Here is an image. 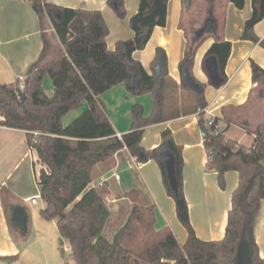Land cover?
Segmentation results:
<instances>
[{
	"label": "crops",
	"instance_id": "obj_1",
	"mask_svg": "<svg viewBox=\"0 0 264 264\" xmlns=\"http://www.w3.org/2000/svg\"><path fill=\"white\" fill-rule=\"evenodd\" d=\"M46 2L74 9L100 10L110 29L105 43L101 40L92 42L86 56L63 46L65 57L78 67L95 97L103 103L100 117L108 120L105 123L93 116L87 101L63 118L65 129L74 128V132L65 137L68 141L63 145L72 147V154L84 159L77 165L73 178L74 190H79L75 201L90 188L99 189L110 211L108 221L113 222L106 234L109 239L121 226L116 227V223H124L133 206L139 205L146 210L143 221H147L149 231L140 232L136 239L133 237L134 240L143 243L149 241L153 234L161 233L162 239L172 232L179 244L185 245L189 233L177 215L174 198L167 193L159 164L153 159L138 162L127 147L112 145L118 134L143 128L141 145L151 150L160 145L163 130L169 128L176 142L183 147L185 195L197 236L203 241L223 239L232 208V193L239 184L240 174L236 170L228 171L227 187L222 189L217 172L205 169L207 154L198 111L195 110L196 99L180 86L179 63L186 49H197L194 73L199 80L207 83V116L216 119L228 138L244 146H252L255 141L253 130L264 123V94L259 93L258 83L253 81L251 66L255 61L264 68V47L242 38L245 22L253 13L252 0H246L243 8H238L229 0H191L190 7L183 0L169 1L167 24L155 27L146 47L133 54L151 73L157 47L167 51L169 74L176 86L167 100L169 117L165 121H154L151 93L129 90L126 84L129 75L115 54L118 40L131 39L135 35L130 18L138 12L140 0H125L128 11L125 19L115 14L107 5V0ZM211 18L215 20L214 32L205 29ZM47 27V32L51 34L54 28L50 24ZM42 31L38 13L30 1L0 0V83H12L20 75H27L42 52ZM255 32L264 40V18L256 24ZM223 40L232 43L225 80L216 69L215 56L206 55L215 41ZM52 68L47 74L52 81L49 89L45 87L47 77L43 81L48 96L54 95L57 78L61 76L64 83L68 73L65 66L55 64ZM176 113L179 115L174 116ZM36 159L41 163L37 151L30 148L27 142L25 130L0 125V256H14V259L2 260L0 264H19L23 259L32 242L22 231L21 226L26 221L28 224L33 220L36 228L43 226L39 219L35 223L24 203H32L31 198L39 194L41 197V188L39 191L28 179L35 177ZM16 170L21 172L12 186L5 189L7 177ZM115 174H119L120 178H115ZM32 204L38 205L39 200ZM14 223L16 228H13ZM29 226L26 225L25 230L28 231ZM255 236L259 254L264 258V199L257 217ZM67 248L70 250L69 244Z\"/></svg>",
	"mask_w": 264,
	"mask_h": 264
},
{
	"label": "trees",
	"instance_id": "obj_2",
	"mask_svg": "<svg viewBox=\"0 0 264 264\" xmlns=\"http://www.w3.org/2000/svg\"><path fill=\"white\" fill-rule=\"evenodd\" d=\"M27 1L33 4L38 13L44 46L26 75L25 99L18 96L19 79L12 83H0V113L3 116L0 125L25 130L30 148L37 151L41 163L48 168L40 170L38 179L41 198L46 202L41 215L46 220L56 221L62 252L67 242L76 264H236L239 246L246 243L253 264H264L255 236L257 217L264 199V123L253 130L255 141L250 147L228 138L216 126H208L210 116L206 114L208 101L205 97L207 83L199 80L194 73L196 48L186 49L179 63L180 86L196 99L199 127L206 133L205 169L217 172L218 184L222 189L227 187L228 171L236 170L240 174L239 184L232 193V208L228 214L225 237L217 241H203L197 236L185 195L183 147L176 142L169 128L163 130L160 145L151 150L141 145L143 128L125 133L122 138L115 137L112 145L127 147L138 162L153 159L159 164L167 193L174 198L177 215L189 233L186 244L180 245L175 235L169 232L141 252L130 248L127 242L134 237L137 224L144 220L146 214V210L139 205L133 206L127 220L113 237H107L105 227L110 211L99 189L90 188L75 201L79 190H74L73 178L77 165L84 159L73 155L72 147L63 145L68 141L65 137L74 132V128L65 129L63 118L87 101L93 116L105 123L108 120L100 117L103 103L95 97L78 67L65 57L63 46L86 56L92 42L101 40L105 43L110 32L109 26L100 10L74 9L47 3L46 0ZM169 1L140 0L138 12L130 18L134 37L118 40L115 47L117 59L123 63L129 75L126 81L129 90L151 93L154 121L168 119L167 100L176 86L169 74L168 54L165 48L157 47L151 73L133 54L146 47L155 27L167 24ZM183 1L187 7L191 6V0ZM229 1L238 8H243L246 2ZM252 2L253 13L245 22L242 38L264 47V40L255 32L256 24L264 18V0ZM107 5L119 18H127L125 0H107ZM49 24L54 28L60 48L52 42L47 32ZM214 26L215 20L211 18L205 29L214 32ZM91 30L94 37L89 35ZM231 51L232 43L223 40L215 41L206 53L207 56H215L216 69L224 80ZM55 64L65 66L68 73L64 83L61 76L57 78L55 93L48 96L43 81ZM251 66L253 81L258 83L259 93L264 94V68L255 61H252ZM178 115L176 113L174 116ZM12 259L14 256H0V261Z\"/></svg>",
	"mask_w": 264,
	"mask_h": 264
},
{
	"label": "rangeland",
	"instance_id": "obj_3",
	"mask_svg": "<svg viewBox=\"0 0 264 264\" xmlns=\"http://www.w3.org/2000/svg\"><path fill=\"white\" fill-rule=\"evenodd\" d=\"M50 33H51L50 38L52 42L55 45L59 46L60 45L59 39L54 33V31ZM89 35L91 37L95 36L93 30H91ZM50 81L51 78L50 76H48L45 81V87L47 89H49ZM31 158L33 159V156H31ZM34 166H35V171L33 172V175L36 172L35 177L33 176V180L30 177L28 179H30L31 183L36 185L40 191V185L38 184V179L40 175V170L42 169L43 165L38 161V159H36ZM20 172L21 170L13 171L12 174L9 177H7L6 182L4 183L5 189H8L12 186L14 180L16 179V177L19 175ZM22 198L23 195L22 197L20 196V199ZM38 200H39L38 205H34L30 201H26V202L24 201V203H26L28 206V210H29L28 213L29 215H32V219L34 217L35 223L37 224L36 221L37 219H39L40 221L43 222V226L40 225L37 226L36 228L35 226H33L34 225L33 220H31V222L29 221L28 223L30 225L28 231L25 230L24 228L26 225H28L27 221L24 225L21 226L23 233H25L27 238H30L32 242L29 244L24 257L19 264H76L72 252L67 248L68 246L67 242H65L63 245L65 249L64 252H62L61 250L60 238H59L60 235L56 222H54V220H46L41 216L40 212L44 208L45 202L40 197V194ZM146 222L147 221H142L140 222V224H137V229L134 236L135 239L139 236L140 232L142 234L143 232L149 231V225H147ZM122 224L123 223L117 222L116 227ZM15 226H17V224L14 223L13 228H16ZM111 226H113V222L112 220H109L105 229V234L108 235ZM161 236H162L161 233L153 234L150 236L149 241L146 240L143 243L137 242L132 238V240L127 242V245L130 248H132L135 252H141L146 248H148L149 246L153 245L154 243L158 242V240L161 239ZM24 244H25L24 246H26L27 241Z\"/></svg>",
	"mask_w": 264,
	"mask_h": 264
},
{
	"label": "built area",
	"instance_id": "obj_4",
	"mask_svg": "<svg viewBox=\"0 0 264 264\" xmlns=\"http://www.w3.org/2000/svg\"><path fill=\"white\" fill-rule=\"evenodd\" d=\"M18 79H19L18 89H19V91H24L26 75H20ZM0 118H3V116L1 115V113H0ZM207 124H208V126H216L217 129H220V127L218 126V124H216L215 119L213 117H210L207 120ZM201 131H202L201 132L202 133L201 135H202V137L204 139L205 136H206V133H205L204 130H201ZM36 134H38V132H36ZM118 136L120 138H122V135L121 134H118ZM115 178L119 179L120 178V175L119 174H115ZM38 198H39V196L32 197L31 198L32 203H35V204L38 203Z\"/></svg>",
	"mask_w": 264,
	"mask_h": 264
},
{
	"label": "water",
	"instance_id": "obj_5",
	"mask_svg": "<svg viewBox=\"0 0 264 264\" xmlns=\"http://www.w3.org/2000/svg\"><path fill=\"white\" fill-rule=\"evenodd\" d=\"M18 96L20 99H25L26 93L24 91H19ZM236 264H253L251 260V254L246 243H243L239 246L238 262Z\"/></svg>",
	"mask_w": 264,
	"mask_h": 264
}]
</instances>
